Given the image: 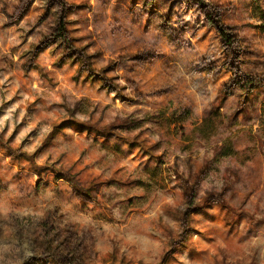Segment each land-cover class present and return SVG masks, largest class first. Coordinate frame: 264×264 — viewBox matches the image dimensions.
I'll return each instance as SVG.
<instances>
[{"label":"rangeland","instance_id":"obj_1","mask_svg":"<svg viewBox=\"0 0 264 264\" xmlns=\"http://www.w3.org/2000/svg\"><path fill=\"white\" fill-rule=\"evenodd\" d=\"M62 3L76 6L65 10L67 29L73 47L90 60L53 36ZM209 3L240 38V61L209 25ZM251 6L252 0H205L204 6L194 0H0V264H56L38 249L50 214L74 227L88 264H106L112 254L157 264L165 252L166 264H264L263 97L250 94L246 115L228 127L243 78L234 69L255 81L264 74V37L247 32L256 22H239ZM250 55L263 58L259 70L245 58ZM88 61L99 72L112 67L88 82L80 77ZM185 109L189 120L174 122L173 114ZM162 110L159 122L122 130L129 142L76 125L50 135L69 120L98 128L118 116L142 119ZM228 140L238 156L214 164L199 181L214 147ZM229 165L239 172L226 194L232 223L212 200L194 211L185 229L178 217L187 204L181 179L201 203L208 191L223 188ZM66 172L83 187L97 184L90 197Z\"/></svg>","mask_w":264,"mask_h":264},{"label":"trees","instance_id":"obj_2","mask_svg":"<svg viewBox=\"0 0 264 264\" xmlns=\"http://www.w3.org/2000/svg\"><path fill=\"white\" fill-rule=\"evenodd\" d=\"M198 5L204 6L205 0H194ZM255 2H260L264 0H254ZM76 6H67L65 3H62V10L60 13L59 18V24L57 26V29L54 33V37L56 40H61L63 43L66 44L67 49H69L71 52H77L79 54L83 55V50L75 49L72 45V42L74 41L73 38L69 36V31L67 29V21L65 19V10L67 8H73ZM209 10L207 13V19L209 22V25L213 26L216 30V32L222 37L224 41V46L227 49H230L233 55H237L236 59L237 61H240L238 59V56L241 54L243 49L239 45L240 38L234 33V27L226 25L221 20V9L213 4L209 3ZM36 56V55H35ZM85 59H91V56L85 57ZM115 64V63H113ZM88 66V74L92 78L101 77L104 78L103 74L112 66H109L105 70L96 71L91 67L90 62L86 63ZM28 68V66H26ZM36 68V65H35ZM235 74L237 77L242 78V86H241V92L238 94V100H237V107L234 111V116L232 120L228 123L229 128L235 127V121L237 120V117L239 114L246 115L247 113V104L250 102V94L254 87L256 85L263 86L262 82L264 80V74L262 73L259 78L255 81V78L253 76L248 75H242V71L240 67H236ZM239 73V74H238ZM123 100L133 101L134 99L123 96L121 97ZM165 111H159L156 114L148 115L142 119H137L133 117H116L115 121L103 128H94V127H88L85 124H79L78 122L74 120H69L65 123H62L60 127L53 128L51 132V137L58 132L59 129L63 128L67 125H78L82 128L91 129V131H94L95 133H98L102 135L105 138L114 136L116 138L122 139L126 142H129L131 139L125 135H123L121 132L122 130H136L144 123L148 122H159L163 116H165ZM189 110L185 109L181 111L180 113H174L172 120L174 122L179 121V123H185L189 120ZM221 117V116H220ZM209 120V117L203 118L201 124H206ZM199 124V126L201 125ZM196 128V125H194L193 130ZM241 133V131H240ZM134 138H137L134 137ZM7 150L15 154V150H12L7 147ZM20 156V154H19ZM23 156L29 160L33 161V156L27 153H24ZM238 153L234 150L232 143L230 140L227 142L216 145L213 149V158L211 160H207L204 164V166L201 168V170L198 172L197 179L200 181L204 177H206L209 172L211 171V168L214 164L218 163L219 161L229 158V157H237ZM40 170L46 169V166L37 167ZM66 180L81 194L86 195L88 197L89 193L93 190L94 187H96L97 184H90L87 187H83L79 181H77L76 177L74 175H71L69 172L63 173ZM223 179H224V186L223 188L216 192L213 190H210L206 193L205 197L202 198L201 203H197L196 198V192L194 189L190 187V183L187 179H181L180 187L184 191V195L187 201L186 208L179 214V218L182 220L185 229H190V224L193 222L194 217L193 213L194 211L201 209L204 207V205L208 204L212 200H216L220 204H222V208L227 211V221L229 224L232 223V217H229V212L232 211L233 207L230 203V199L226 197L227 191L229 190L231 184L236 183L235 181L239 179V172L232 166H226L224 168L223 172ZM94 199V198H93ZM95 200V199H94ZM244 205V203H243ZM243 207V206H242ZM240 216L238 215L237 218ZM43 230L44 235L42 236V239L38 242V249H40V255L43 258L51 259L56 264H88L86 261L85 256V249H84V243L82 238L78 235L77 231L74 230V227L70 224L60 225L57 224L55 219L52 218V215H48L46 220L43 223ZM174 243V241L172 242ZM168 259V253H164V255L161 257L160 262L157 264H166ZM106 264H141V263H133L131 261H127L124 258H121L120 260L117 259V256L112 254L107 260Z\"/></svg>","mask_w":264,"mask_h":264},{"label":"crops","instance_id":"obj_3","mask_svg":"<svg viewBox=\"0 0 264 264\" xmlns=\"http://www.w3.org/2000/svg\"><path fill=\"white\" fill-rule=\"evenodd\" d=\"M256 10V11H255ZM255 12V13H254ZM242 17H241V19L239 20V22H247V21H250V22H256V26L255 27H250V28H248L247 29V32H251V33H257L259 36H263L264 37V1H260V2H255V1H253L252 0V6H251V8H250V13H248V14H245V12L244 13H242V15H241ZM225 21H227V19L225 18ZM230 23H238V21L237 20H235V21H229ZM264 41V40H263ZM259 46H261L262 48H264V43H262L261 45H259ZM60 54H62V51H61V53H59L58 54V56L55 58V61H57L58 59H59V57L61 56ZM65 56V55H64ZM251 57H245L247 60H250V62H251V64H252V66H254V67H256L258 70H259V68H261V66L262 65H260L259 64V61L260 60H263V58L262 57H253L252 55H250ZM258 59V60H257ZM255 61V62H254ZM253 62V63H252ZM70 63H71V61H70ZM67 64V61L65 60L64 62H63V66L64 65H66ZM77 68H79V67H77ZM40 68H36V70H39ZM76 70H78V69H76ZM80 77H82V78H85V79H87V81L88 82H95V81H97V79L96 78H92V77H90L89 75H88V71H86V70H83V71H81L80 72ZM263 85H264V80H263ZM260 95L263 97V101L262 102H260V105L261 104H263L264 103V86L262 87V86H260V85H256L255 87H254V89L252 90V92H251V99L253 100L254 99V96H259L260 97ZM79 123V122H78ZM79 124H81V123H79ZM145 124V123H144ZM61 126V125H60ZM60 126H57V127H60ZM72 126V125H71ZM75 126V125H74ZM77 127H80V126H78V125H76ZM87 126H88V124H87ZM109 126V125H108ZM88 127H94V128H97L96 127V125H89ZM104 126H102V127H98V128H103ZM105 127H107V126H105ZM55 128V127H54ZM141 128V127H140ZM140 128H138L139 130H140ZM64 129V127L63 128H61V129H59L58 130V132H56L53 136H52V138H54L58 133H61L62 132V130ZM83 129H85V130H88V131H90V132H94V131H91V129H86V128H83ZM137 129V130H138ZM53 130V129H52ZM95 133V132H94ZM51 134V133H50ZM98 134V133H97ZM98 135H100V134H98ZM102 136V135H101ZM103 137V136H102ZM103 138H105V137H103Z\"/></svg>","mask_w":264,"mask_h":264},{"label":"clouds","instance_id":"obj_4","mask_svg":"<svg viewBox=\"0 0 264 264\" xmlns=\"http://www.w3.org/2000/svg\"><path fill=\"white\" fill-rule=\"evenodd\" d=\"M3 126V121H0V127H2Z\"/></svg>","mask_w":264,"mask_h":264}]
</instances>
